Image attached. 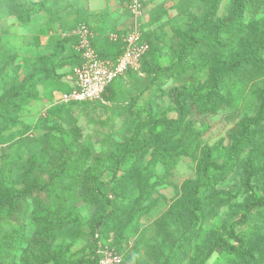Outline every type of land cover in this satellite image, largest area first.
<instances>
[{
  "label": "rangeland",
  "instance_id": "1",
  "mask_svg": "<svg viewBox=\"0 0 264 264\" xmlns=\"http://www.w3.org/2000/svg\"><path fill=\"white\" fill-rule=\"evenodd\" d=\"M210 1L140 0L145 19H142L141 29L146 35L142 41L147 48L145 59L149 65L158 63L166 68L177 60L181 47L189 41L188 33L202 20ZM234 1L221 0L211 24L232 18ZM130 2L128 0V6ZM151 11L157 13L152 22L149 18ZM210 30L211 27L202 29L199 41L207 39ZM263 35L264 0H258L251 11L244 12L238 31L221 35L213 51H206L203 45H198L188 57L179 60L173 74L166 75L159 94L156 89L139 94L149 81L148 73H144L142 64H139L134 70L138 73L135 78H126L115 85L110 94H105L99 102L64 103V89L56 103L32 108L30 101L25 102L17 120L32 131L0 145V172H10V180L0 176V182L5 180L8 188L21 189L26 174L24 167L28 166L31 158L35 157L40 162L44 155L47 164L36 172V177L42 182L47 181L51 169L66 159L69 170L82 163L81 176L93 174L107 182L111 179L113 158L120 145L134 135L137 124L148 112L154 119L177 122V131L169 129V134L157 148H149L141 163L128 174L122 206L127 213L119 217L122 220L128 218V210L146 189L144 183L151 188L142 205L147 212L141 217L137 230L117 243L120 244L118 246L116 240L122 229L108 225L107 237L102 239L105 244L103 241L100 243L117 250L122 256L121 264H170L161 248L166 233L163 222L174 203L182 198L184 185L196 180L197 166L207 159H222L238 137L241 123L264 105V57L224 74L217 91L210 98L194 102L186 100L181 116L176 111L174 94L205 93L210 89L214 76L245 58L251 45ZM152 48L154 51L150 52ZM59 76L60 84L64 85L61 82L64 77ZM52 109L53 112L49 113ZM253 132L254 141L210 192L216 195L227 191L230 201L206 211V221L197 238L194 237L182 249L184 259L173 264H192L200 249L211 237L222 234L227 220L237 214L246 201L255 194L264 193V123ZM29 135L33 137L29 138ZM44 136L49 138L43 139ZM17 141L21 146L15 157L14 149L17 147L13 142ZM69 143L75 146L76 151L69 150ZM3 154L9 155L5 166L1 160ZM81 154L86 155L85 160ZM124 172L123 167L117 178ZM83 193V186L75 185V181L70 179L57 191L33 194L24 204L8 209L0 216V246L10 245L16 258L3 257L0 264H39L51 253L61 257L64 264L79 260L92 264L94 242L90 230L100 207ZM113 197V193L108 192V198ZM66 200L72 201L68 207L71 221L65 228V234L61 235L55 226L46 232L48 226L64 224V211L52 222L48 210L63 205ZM258 222L255 215L247 226L237 228L238 232L252 229L248 259L239 260L217 249L206 264H264V226Z\"/></svg>",
  "mask_w": 264,
  "mask_h": 264
},
{
  "label": "trees",
  "instance_id": "2",
  "mask_svg": "<svg viewBox=\"0 0 264 264\" xmlns=\"http://www.w3.org/2000/svg\"><path fill=\"white\" fill-rule=\"evenodd\" d=\"M124 1L127 4L128 0ZM220 2L221 0H211L209 2L206 14L202 20L188 33L189 41L181 47L176 57L177 60L171 62L168 67L163 68L158 63H154L152 66L149 65L145 59L146 53L141 57L139 64H142L141 68L143 67V72L146 74L148 73L149 81L148 84L142 88L143 90L139 93L140 95H142L143 92L149 93L153 89H156L155 91L158 94L159 91L162 92L160 88L167 79L166 75H172L173 71L178 66V61L183 57H188L198 45H203L206 51H213L220 37H222L221 35L233 34L238 31L244 12L248 10L251 11L258 0H235L232 9V18L227 22L211 24L215 10L220 5ZM41 9L42 5H37L33 0H22L21 2L20 0H0V22L3 19L15 17L19 23L26 25L29 19L38 14ZM156 15L157 13L153 11L149 13L151 22L155 20ZM209 27H211V30L208 38L199 41L201 30L208 29ZM143 35L146 36L142 33V40ZM75 42L76 39L74 38V43ZM91 43L96 51L93 39ZM14 49L15 47L12 40L3 35L0 38V91L2 92L0 96V145L5 144L11 139L13 140V138L19 134L27 131L30 133L32 131L28 126L17 120V114L21 112L25 102L38 100L39 86L42 87L46 85L49 88L51 85H58L57 83L61 78L56 74V71L64 67V43L55 44L52 53L43 55L35 60L29 57H22L19 60V51ZM153 51L152 48L150 52ZM96 53L100 58L107 59L101 56L98 51H96ZM261 57H264V35L260 40L251 45V49L245 58L238 60L234 65L216 74L210 89L205 93H175L174 103L179 116H181L183 112V105L186 100L194 102L210 98L215 91H217L218 84L224 74L235 68H241L246 63H254ZM109 60L114 61L115 59ZM78 62L79 57L74 51L73 66L77 65ZM7 68H10L9 72H5ZM133 71V69L127 70L124 74L118 76L108 84L101 99L103 97L105 98V94H110L112 87L123 82L126 78H135L138 73L137 71H134L135 73ZM2 74L3 78H1ZM100 100L93 102L96 103ZM53 110L54 109L49 110V113H52ZM168 121L169 120L166 119H154L148 112L143 121L137 124L134 135L120 145L118 154L113 158V162L111 161L113 171L111 179L107 182L102 181L93 174L87 177H85V174L81 176L79 172L82 163L78 168L69 170L67 167V159L51 169L48 172L47 181L42 182L36 177V172L42 165L47 164L46 155L40 158V162H38L35 157L31 158L32 160L30 159L31 161L28 163V166L24 167L26 168V174L23 180V187L19 190L6 186L5 180H10V172L2 173V170L0 176H3L5 180L0 182V216L4 215L12 206L24 204L33 194H50L51 192L61 189L65 186L67 180L72 179L75 181V185L83 186L84 193L82 195H86L91 198L92 201L95 200L94 202L96 205L100 207V211L95 217L90 230V236L94 242V254L91 263L98 264L99 255L96 253L97 245L103 241L102 239L107 237V235H105V233L107 234V226H119V229H122V231L118 232L117 244L137 230L141 217L147 212L142 205L151 192V188H148L147 183H144L146 189L134 202L132 208L128 210V218H126V220L119 218L123 217L122 214L125 215V213H127L122 209V206L125 200L124 187L128 184V174L131 169L141 163L142 157L149 148L152 147L154 150L157 148L169 134V129L174 130L173 132L177 131V122L168 123ZM263 123L264 105H260L251 118L245 119L241 123L238 137L231 143L227 151H225L223 158L202 161L196 168V180L193 183H186L184 185V194L182 198L174 203L163 222L165 224L164 230L166 233L162 239L161 248L167 256V259L169 258L170 264L181 262L184 259V252H182V249L186 248L194 237L197 238V234L200 233L206 221V211L230 201L231 196L227 191H220L216 195H212L210 192L216 186L218 180L233 168L242 152L251 145L255 139L253 130ZM29 136V138L33 137L31 135ZM48 138L49 136L43 137V139L46 140ZM62 140L64 141V138H62ZM13 144L17 147L14 149V156L17 157L21 144L19 141L13 142ZM67 147L69 150L76 151L75 146L71 143H69ZM81 155V158L85 160L86 155ZM1 157L3 165L5 166L8 164L7 160L9 155L3 154ZM123 167L125 168L124 174L122 177L117 178L118 171L121 168L123 169ZM88 170L90 169L88 168ZM108 192L113 193V199L108 198ZM71 201L72 200H66L63 205L48 210L50 211L48 217L52 219V222L55 221L57 215L61 216L63 211L64 219H66L64 220V224L59 223L48 226L46 232L49 230L51 231L55 226V228L60 231L61 235L65 234V228L71 221V214H68V207ZM118 211H120V213H118ZM255 215L258 217V223H262L261 227H263L264 193L262 195L255 194L246 201L238 213L227 220L222 234L211 237L200 249L195 259H193L192 264H206L217 249L239 260L248 259L251 255L250 243L253 236L252 229L248 228L247 230L238 232L237 228L247 226ZM102 243L105 244L104 241ZM117 245L120 246V244ZM115 251L121 256L117 250ZM14 253L10 245L0 246V263L3 257H11V260H14V258H16V254ZM39 264H64V262L61 257L51 253L45 256ZM73 264H90V262L87 260H79Z\"/></svg>",
  "mask_w": 264,
  "mask_h": 264
},
{
  "label": "crops",
  "instance_id": "3",
  "mask_svg": "<svg viewBox=\"0 0 264 264\" xmlns=\"http://www.w3.org/2000/svg\"><path fill=\"white\" fill-rule=\"evenodd\" d=\"M33 2L42 5V9L31 17L26 25L19 23L15 17L0 22V38L5 35L12 40L14 50L19 51V60L22 57L38 59L52 53L55 44L64 43V67L62 71H56L57 75L64 77L61 81L64 85L58 82V85H51L49 88L46 85L39 86L38 100L30 102L32 108L56 103L63 89L65 96L74 87L73 34L79 26L86 25L90 28L94 47L101 56L115 59L122 50V35L130 24L129 9L124 0H33ZM111 34L117 36L115 40L110 39Z\"/></svg>",
  "mask_w": 264,
  "mask_h": 264
},
{
  "label": "built area",
  "instance_id": "4",
  "mask_svg": "<svg viewBox=\"0 0 264 264\" xmlns=\"http://www.w3.org/2000/svg\"><path fill=\"white\" fill-rule=\"evenodd\" d=\"M130 24L122 35L123 50L114 61L102 59L92 47L93 34L86 25L79 26L73 36L76 39L74 51L79 57L77 65L73 66L72 74L75 85L64 96V103H84L101 99L107 87L115 78L127 70H135L141 57L146 53V45L142 41L143 7L140 0H131ZM115 34L110 39H116ZM96 253L99 255L98 264H121V256L112 248L97 245Z\"/></svg>",
  "mask_w": 264,
  "mask_h": 264
}]
</instances>
